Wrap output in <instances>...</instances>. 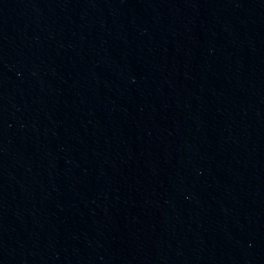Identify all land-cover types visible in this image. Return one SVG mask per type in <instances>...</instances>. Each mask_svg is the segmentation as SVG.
<instances>
[{"label": "water", "instance_id": "water-1", "mask_svg": "<svg viewBox=\"0 0 264 264\" xmlns=\"http://www.w3.org/2000/svg\"><path fill=\"white\" fill-rule=\"evenodd\" d=\"M0 264H264V0H0Z\"/></svg>", "mask_w": 264, "mask_h": 264}]
</instances>
